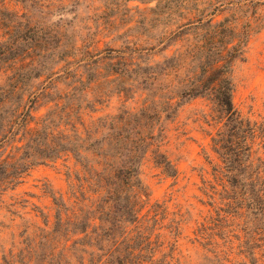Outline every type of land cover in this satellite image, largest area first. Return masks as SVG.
I'll list each match as a JSON object with an SVG mask.
<instances>
[{
	"label": "trees",
	"instance_id": "1",
	"mask_svg": "<svg viewBox=\"0 0 264 264\" xmlns=\"http://www.w3.org/2000/svg\"><path fill=\"white\" fill-rule=\"evenodd\" d=\"M15 1L22 12L0 3V197L36 165L73 164L67 195H53L54 223L47 219L46 227L29 234L11 264H187L175 253L181 220L171 219L175 241L165 250L161 229L168 206L153 203L142 168L152 160L177 177L164 148L166 124L195 99L209 107L205 119L215 132L206 158L220 186L207 193L215 216L201 224L200 242L212 264H264V118L243 114L233 98L234 69L251 38L249 21L238 11L222 20H192L179 11V0H138L153 3L136 7V21L149 28L126 41L121 55L110 49L96 57L99 52L77 46L75 18L51 20L63 8L56 0ZM106 67L110 75L102 72ZM44 76L45 92L37 96L31 84ZM106 79L128 85L119 96L133 91L141 106L94 117L109 95ZM47 89L59 98L36 115L40 97L52 94Z\"/></svg>",
	"mask_w": 264,
	"mask_h": 264
},
{
	"label": "rangeland",
	"instance_id": "2",
	"mask_svg": "<svg viewBox=\"0 0 264 264\" xmlns=\"http://www.w3.org/2000/svg\"><path fill=\"white\" fill-rule=\"evenodd\" d=\"M0 3L10 10L22 12V6L15 0H0ZM56 4L63 5V8L55 10L51 20L57 22L75 18L77 46H87L95 54L99 52L96 57L107 56L110 49H114L113 56L121 55L126 41H135L141 37V33L149 26L136 21V7L144 9L153 5L142 4L138 0H56ZM243 6V11L237 9ZM179 11H183L192 20L201 17L205 20L211 17L222 20L238 11L242 21H249L251 38L245 60L238 62L234 69L233 98L243 114L255 119L264 118V0H179ZM93 40L96 42L91 44ZM81 56L79 54L72 60L76 61ZM108 61L110 60H105V63ZM102 72L110 75L111 69L106 67ZM58 75L45 81L46 88ZM1 78L3 79V75ZM44 78L46 77L31 84L37 90V96L45 92V88L40 85ZM58 87L59 93L66 91L63 82ZM105 88L109 95L103 98L102 104H98V111L92 114L94 117L119 112L123 107L141 106L142 99L133 91L128 93L129 97L123 94L119 96L120 90L129 89L128 85L119 80L111 82L106 79ZM47 91L52 92L51 89ZM49 95L40 97L34 114L43 115L53 105L47 104V101L59 98L56 92ZM206 113H209L207 102L195 99L183 104L176 117L166 124L164 148L178 167L177 177L163 173L152 160L146 161L142 168V178L153 203L159 202L168 206L169 214L161 229L167 239L166 246L169 241H175L169 228L171 219L181 220V234L177 238L175 253L187 264H212V254L201 244L204 240L199 239L201 224L210 216H215V208L209 204L212 199L207 193H212V185L220 188L213 175V166L206 158L207 153L211 152L210 133L215 132V128L206 122ZM85 118L88 119L89 115ZM259 155L264 157V150ZM212 158H215L214 154ZM72 164V161L66 163L60 160L57 163L36 165L17 180L20 182L15 189H8L0 197V264H11V254H18L25 248L27 236L46 227L47 219L50 225L54 223L56 211L53 195H67L68 165ZM216 198V206H222L218 196ZM165 250L168 251L169 247Z\"/></svg>",
	"mask_w": 264,
	"mask_h": 264
}]
</instances>
